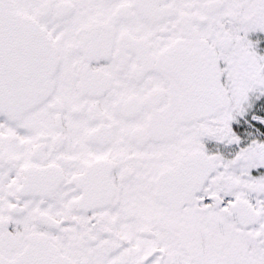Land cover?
Wrapping results in <instances>:
<instances>
[{
    "label": "snow or ice",
    "instance_id": "1",
    "mask_svg": "<svg viewBox=\"0 0 264 264\" xmlns=\"http://www.w3.org/2000/svg\"><path fill=\"white\" fill-rule=\"evenodd\" d=\"M0 264H264V0H0Z\"/></svg>",
    "mask_w": 264,
    "mask_h": 264
}]
</instances>
